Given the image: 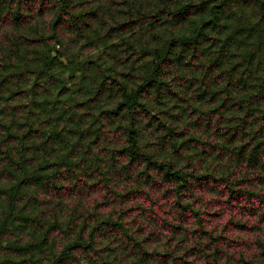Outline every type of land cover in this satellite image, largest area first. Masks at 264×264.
I'll return each instance as SVG.
<instances>
[{
	"label": "rangeland",
	"instance_id": "374dc122",
	"mask_svg": "<svg viewBox=\"0 0 264 264\" xmlns=\"http://www.w3.org/2000/svg\"><path fill=\"white\" fill-rule=\"evenodd\" d=\"M64 2L0 0V77L7 82L12 79L17 81L9 87L12 88L10 94L14 103L19 101L29 107L36 105L47 114L52 108L60 121L62 117L64 124L68 120L71 127H83V130L89 127L90 132L79 130L76 136L89 133L91 136L87 141L93 140L94 135L99 138L95 137L93 142L101 143L115 137L110 125L119 123V114L126 105L122 101L119 84L125 76L129 77L128 81H138L136 62L140 56L136 52L140 48L138 43L145 42L138 34L141 25L155 33L151 44L155 45L154 48L166 45V53L163 54L167 56L166 62L177 59L213 60L216 59V47L221 46L227 49L222 56L224 60L241 59L256 47L259 53H254L252 59L264 62V0ZM44 52L51 54V60L46 64ZM22 57L27 67L20 64ZM144 58L146 62L153 60L151 54ZM248 58L250 56L246 55L245 59ZM43 67V73L36 75ZM174 86L178 87L176 83ZM7 87H1L4 97ZM132 88L129 84L128 90ZM211 89L214 90L213 86H210ZM180 92L179 88H172L173 103L161 100L160 108L155 105L149 107L150 115L155 116L161 110L165 114L159 113L160 117L166 121L169 117L171 126L183 129L185 123L180 122L184 118L180 121L178 117L181 114L178 113L181 108L178 104ZM64 111H68L66 115ZM137 112L139 115L134 118L140 121L137 124L140 127L145 123L143 115L146 116L148 111L139 109ZM135 120H131L133 124L137 122ZM191 132L199 131L193 126L187 131L184 129V137H192ZM76 140L83 139L78 137ZM92 150L98 154L101 148L93 147ZM98 158L107 161V157L102 155ZM191 163L192 168L197 163L200 172L209 168L215 176L224 171L223 167H216L213 157L195 158L193 155ZM106 169L101 170L105 173L109 171ZM186 171L189 173L191 168ZM87 175L91 176V188L83 195L69 198L61 216L68 225L64 229L70 227L67 235L70 236L77 233L74 228L79 227L78 213L89 212L82 237L84 242L90 239L91 252L86 254L72 250L62 256L61 249L66 238L63 232L54 230L56 225L50 219L52 214L46 219L19 215L6 219L4 211H1L5 207L0 204V264H86L83 253L95 258L94 264L100 261V264H117L112 259L119 258L122 253L131 256L136 239L146 250L152 251L151 254L153 251L161 254L166 251L165 240L170 234L154 223L152 213L156 212L151 208V200L144 194L147 192L153 198L151 188L130 186L135 183L133 175L128 188L124 189L122 181L121 184L114 182L119 176L116 171L114 174L109 171L104 178L99 172ZM190 182L194 195L191 199L196 201V208L211 216L216 213L212 221L219 226V231L216 232V254L192 251L186 253L184 259L192 264H264V219L251 210L243 209L242 205L234 202L236 198L228 203L227 197L218 198L216 179L213 181L206 175L201 180L191 179ZM27 192L30 195L36 193L38 200L46 197L39 186L29 185ZM216 203L222 205V217L219 219ZM162 214L158 212V215ZM98 224L102 226L97 227ZM92 226L98 230L92 231ZM191 226L189 233L194 229ZM198 237L199 233L187 235V246L183 251L198 242ZM179 251L181 256L183 251ZM156 252L153 257L159 259ZM109 255L111 258L107 259ZM60 256L65 259H59ZM75 257L77 260H74ZM130 261L131 257L127 264H137Z\"/></svg>",
	"mask_w": 264,
	"mask_h": 264
},
{
	"label": "trees",
	"instance_id": "16d2710c",
	"mask_svg": "<svg viewBox=\"0 0 264 264\" xmlns=\"http://www.w3.org/2000/svg\"><path fill=\"white\" fill-rule=\"evenodd\" d=\"M144 27H138L139 37L145 40L144 44L138 43L140 48L136 52L140 56L136 62L138 81H128L129 77L125 76L119 84L126 105L119 114V123L110 125L115 136L110 141L93 142L95 137L99 138L95 135L93 140L87 141L91 136L89 133L78 136L83 140H76L83 127H71L68 120L64 124L52 108L47 114L36 105L14 103L9 87L17 81L7 82L0 77V204L5 207L1 211L6 219H13L15 215L46 219L52 214L50 219L57 228L54 230L63 232L66 238L62 256L72 250L91 252L90 239L84 242L82 237L89 212L78 213L79 227L74 228L77 233L70 236H67L70 227L64 229L68 225L61 216L69 198L83 195L91 188V176L87 175L90 172H99L104 178L109 171L113 174L116 171L119 176L114 182L121 184L122 181L124 189L128 188L134 175L135 183L130 186L151 188L153 198L147 192L144 194L156 212L152 213L153 221L170 234L165 240L166 251L162 254L153 251L159 259L136 239L131 251L133 256L122 253L119 258L112 259L113 263L127 264L131 257L130 262L137 264H188L184 259L188 252L216 254L219 226L212 221L216 213L211 216L196 208V201L191 199L194 198L191 179L201 180L206 175L213 181L216 179L218 198L227 197V203L236 198L235 203L264 219V62L251 57L259 53L258 49L253 47L247 52L248 59L245 55L237 60H224L222 56L227 49L221 46L216 47V59L213 60L166 62L167 56L163 55L166 45L154 48L151 44L155 33ZM19 51L25 54L22 49ZM149 54L153 60L146 62L144 57ZM43 56L45 64L51 60L50 53L44 52ZM20 61L27 67L24 57ZM43 71L44 67L36 75ZM129 84L133 86L130 90ZM2 86H8L5 97ZM210 86L214 90H210ZM172 88L181 91L178 117L180 121L184 118L180 122L185 123L183 129L171 126L169 117L167 121L160 117L159 113L165 114L161 110L155 116L150 115L149 107L160 108L161 100L173 103ZM139 109L148 111L146 116L143 115L145 123L140 127L137 126L140 121L134 118L139 115ZM131 120L137 122L133 124ZM190 122L199 132H191L192 137L185 138L184 129L187 131L192 127ZM83 131L90 132V129L86 127ZM102 135L105 137L104 132ZM93 147L101 148V151L96 154ZM98 155L107 157L108 162ZM193 155L195 158L213 157L216 167H223L224 171L219 174L216 171L215 176L207 167L200 172L197 163L192 168ZM105 168L109 171L103 173L101 169ZM189 168L191 171L187 173ZM31 184L42 188L46 197L38 200L36 193L30 195L27 188ZM216 210L219 219L222 205L216 203ZM159 211L164 216L158 215ZM190 226L194 228L191 233ZM94 229L96 226H92V231ZM196 233H199L198 242L183 251L187 246L185 237ZM179 250L183 251L181 256ZM85 253H81L83 261L94 264L96 259ZM62 256L59 259H65ZM110 258L111 255L107 257Z\"/></svg>",
	"mask_w": 264,
	"mask_h": 264
}]
</instances>
